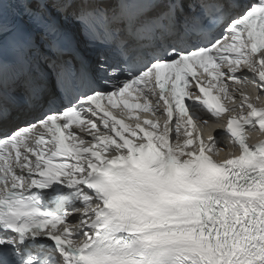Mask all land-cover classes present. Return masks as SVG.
<instances>
[{"label": "snow or ice", "instance_id": "snow-or-ice-1", "mask_svg": "<svg viewBox=\"0 0 264 264\" xmlns=\"http://www.w3.org/2000/svg\"><path fill=\"white\" fill-rule=\"evenodd\" d=\"M80 2L0 0V264H264V0Z\"/></svg>", "mask_w": 264, "mask_h": 264}]
</instances>
